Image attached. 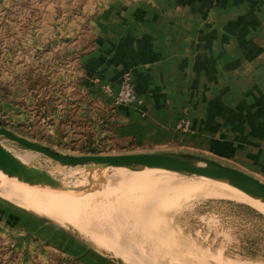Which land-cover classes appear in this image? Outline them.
Segmentation results:
<instances>
[{"label": "rangeland", "instance_id": "1", "mask_svg": "<svg viewBox=\"0 0 264 264\" xmlns=\"http://www.w3.org/2000/svg\"><path fill=\"white\" fill-rule=\"evenodd\" d=\"M82 2L0 0V127L68 155H204L178 148L181 144L172 137L162 143L142 140L131 122L136 116L145 118L144 103L130 69L122 72L117 87L97 82L94 93L83 86L80 55L88 50L89 36L73 31ZM126 84L132 97L121 102ZM177 100L175 120L167 130L192 133L191 117L196 116L202 98L193 94ZM0 141L12 153L31 154L33 165L59 180L56 186L66 191L73 187L69 193L84 195L105 182L109 186L102 192V197L107 193L102 209L87 202H78L82 206L77 209L71 202L58 206L40 200L54 204L55 210L49 213L47 208L29 207L30 201L19 199L20 194H12L4 183L6 188L0 187V264H264V212L214 188H195L198 176L173 172L172 179L180 186L172 200L164 196L165 202L149 203L140 195L160 187L147 189L143 180L129 186L122 182L121 174L132 177L137 172L129 171L139 169L125 168L131 174L106 167L88 171L84 166L55 162L4 136ZM39 215L67 227L60 229Z\"/></svg>", "mask_w": 264, "mask_h": 264}, {"label": "crops", "instance_id": "2", "mask_svg": "<svg viewBox=\"0 0 264 264\" xmlns=\"http://www.w3.org/2000/svg\"><path fill=\"white\" fill-rule=\"evenodd\" d=\"M80 1L84 87H117L130 69L145 113L131 123L144 142L172 137L264 183V0ZM193 94V132L167 130L177 98Z\"/></svg>", "mask_w": 264, "mask_h": 264}, {"label": "water", "instance_id": "3", "mask_svg": "<svg viewBox=\"0 0 264 264\" xmlns=\"http://www.w3.org/2000/svg\"><path fill=\"white\" fill-rule=\"evenodd\" d=\"M19 143L31 151L45 155L49 159L65 166H84L88 171L96 167H121L140 169L142 167L161 168L192 176H203L211 179L225 180L229 185L241 190L252 197H257L264 202V183L248 173L225 165L215 159L198 154H181L175 152H139L125 154H87L68 155L51 150L45 145L36 143L11 130L0 127V137ZM0 171L7 175H15L27 182L44 184L47 186L58 185L59 180L52 177L46 170L20 162L5 148L0 141ZM73 189V187H68ZM45 221L51 222L60 229L64 226L52 219L39 215ZM119 260V259H118Z\"/></svg>", "mask_w": 264, "mask_h": 264}, {"label": "bare ground", "instance_id": "4", "mask_svg": "<svg viewBox=\"0 0 264 264\" xmlns=\"http://www.w3.org/2000/svg\"><path fill=\"white\" fill-rule=\"evenodd\" d=\"M12 154L20 162H23V163L28 164V165H33L32 161H31V158H32L31 154H28V153H12ZM106 168H109V169L112 168V169H114V171L116 169H121L120 170L121 172H123L122 170H124V171H127V173H129V172H137L136 174H133L132 177H129L130 175H127V174H125V175L121 174V176L123 177L122 178V182H123L124 185H128L129 186L130 184H134V183H136V182H138L140 180H143V182H144L143 184L147 186V189L151 190V189H155L157 187H160L161 189L157 190V191H149L148 193H145V194L143 192H141L143 194L140 193L141 194L140 197L143 199V201L145 200V201H147L149 203H151L150 201L165 202V200H163L164 196L168 200H172L173 195L176 193L175 190L178 187L177 185H179V183H177L174 179H172L173 171H170V170H165V169H161V168H152V167H142L138 171H129L128 172V170H125L124 167L123 168H121V167H106ZM112 169H110V170H112ZM139 171H141V172H139ZM108 172H111V171H108ZM129 174H131V173H129ZM154 174H157V176L156 177L155 176L152 177V175H154ZM7 178L11 179V181H9L10 183L8 182ZM99 178H100V176L97 179L98 182L100 181ZM116 182H118V181L116 180ZM4 183L6 184V187L11 189L10 192L12 194H16V195L20 194L19 199L23 198L25 201L26 200L30 201V206L29 207H33V208L34 207L38 208L37 206H39V208L40 207H42V208L45 207L43 209L41 208L40 210L44 211V209L47 208L49 213L53 212V210H55L56 207L54 208V204H56V205L58 204V206H60L59 203H62V202H65V203L67 202V204H68V202H71L72 204L74 203V206H78V202L79 203L80 202H83V203L87 202V203H90V204H87V206H95V207H97V209H102L105 206V204H106V199H107L106 195H107V193H106L105 197H102V195L105 193V191H108L107 187H109V186H107V184H108L107 182H105L106 184H101L102 182L101 183L99 182V184H101L99 188H96V189H94L92 191H89V192L86 191L87 193H85L84 195H78V194H75L73 192L69 193V191L70 190L72 191L73 189H68L69 191L68 190L66 191V190L62 189L63 187L60 188L59 186H49V187H47V186H45L42 183H40V184H36L35 183L34 184V183H31V182H27V181H25L24 179H22L20 177L18 178L15 175H7V174L2 173L0 171V187H5ZM60 186H62V185H60ZM96 186H94V188ZM193 186L195 188H198V189L202 188L204 186L210 187V188H214V190H216V192H222L224 195H227V196L232 197V198L242 199V200L246 201L247 203H249V205L251 204L252 206L257 208L258 210H261V211L264 212V202H263L262 199L257 198V197L249 196L248 194L242 192L241 190L235 188L234 186L229 185L225 180L211 179V178H206V177H203V176H198L197 183H194ZM75 187H76V185H75ZM138 188H139V185H138ZM102 192H104V193H102ZM71 193H73V194H71ZM110 196H111V194H110ZM42 199L43 200L44 199H46V200L48 199L50 201H53L54 204H53V202H52L53 205L44 204V202L40 201ZM16 200H17V197H16ZM17 201L19 202V200H17ZM71 203L68 204V205H72ZM28 204H29V202H28ZM64 205L65 204L61 205V207L63 206V208H64V207L67 206V205L66 206H64ZM79 206L81 207L82 205L80 204ZM79 206L77 207V209L79 208ZM106 206H108V205H106ZM52 207L54 209H52ZM82 208H86V206L82 207ZM27 209H30V208H27ZM51 209H52V211H51ZM37 210H39V209H36L35 211H37ZM56 210H59V209H56ZM52 214H53L52 215L53 217L56 216V218H57L56 214H54V213H52ZM41 216H45V215H41ZM59 216H61V215H59ZM117 216L115 218H117ZM46 217H48V216H46ZM145 217H146L145 215L144 216L142 215L143 219H145ZM48 218L56 221L55 219H53L51 217H48ZM61 219L64 220V217L61 218ZM65 221H67L66 218H65ZM56 222H58V221H56ZM58 223L60 225H62V226H66L67 225V224L64 225V224H62L60 222H58ZM99 240H102V239H99ZM93 241H95V240H93ZM103 241L105 243L104 239H103ZM102 244L103 243H100V242H99V244H98V242L96 243L97 246L108 247V246H105V244L104 245H102ZM126 257L124 255H121L120 258H122V260L127 263V262H129V258H126Z\"/></svg>", "mask_w": 264, "mask_h": 264}, {"label": "built area", "instance_id": "5", "mask_svg": "<svg viewBox=\"0 0 264 264\" xmlns=\"http://www.w3.org/2000/svg\"><path fill=\"white\" fill-rule=\"evenodd\" d=\"M128 87V84H126L125 86V90L122 91V94L120 95L119 97V101L121 102H125V101H128L130 99V97H132V95H130V89L127 88Z\"/></svg>", "mask_w": 264, "mask_h": 264}]
</instances>
